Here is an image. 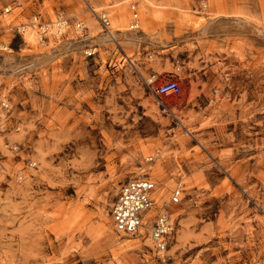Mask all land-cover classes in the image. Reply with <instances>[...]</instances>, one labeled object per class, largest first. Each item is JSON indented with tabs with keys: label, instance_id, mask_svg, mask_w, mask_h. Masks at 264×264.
<instances>
[{
	"label": "rangeland",
	"instance_id": "1",
	"mask_svg": "<svg viewBox=\"0 0 264 264\" xmlns=\"http://www.w3.org/2000/svg\"><path fill=\"white\" fill-rule=\"evenodd\" d=\"M4 5L0 264H264V0ZM167 79L179 93L157 96ZM135 179L171 210L162 257L114 229Z\"/></svg>",
	"mask_w": 264,
	"mask_h": 264
},
{
	"label": "built area",
	"instance_id": "2",
	"mask_svg": "<svg viewBox=\"0 0 264 264\" xmlns=\"http://www.w3.org/2000/svg\"><path fill=\"white\" fill-rule=\"evenodd\" d=\"M16 4L18 3L16 2ZM11 10L10 5H4L0 8V29L3 28L5 15L9 14ZM39 18L33 17L34 22L32 23L37 28L39 35H49L56 38L64 34L67 25L65 19L58 18L52 24H45L40 23ZM100 19L105 26H108L109 21L105 15H102ZM135 27H137L136 24L133 28ZM75 28L80 31L83 26L81 23H77ZM23 29L24 27L18 28L17 32L22 33ZM0 50L7 51L8 46L0 44ZM179 90V84L176 80L167 79L156 86L155 93L157 96H169L178 94ZM2 108H6L4 103H0V109ZM153 190L154 183L147 179H135L122 184L111 206L110 216L116 232L132 237L141 235V229L149 225V237L154 250L162 257L167 250L169 238L173 231V217L167 206L163 207L158 214L152 215L155 206L152 198ZM181 192V186L178 185L171 193V204L179 202Z\"/></svg>",
	"mask_w": 264,
	"mask_h": 264
},
{
	"label": "bare ground",
	"instance_id": "3",
	"mask_svg": "<svg viewBox=\"0 0 264 264\" xmlns=\"http://www.w3.org/2000/svg\"><path fill=\"white\" fill-rule=\"evenodd\" d=\"M151 4V3H150ZM103 14V13H102ZM34 34H32V32L30 31V30H27V33H25V38L27 39V40H31V39H33V36ZM33 36V37H32ZM2 127V126H1ZM151 168V167H150ZM149 168V170H151ZM143 169V168H142ZM146 170V169H145ZM144 171V170H143ZM145 172V171H144ZM150 172V171H149ZM148 173V172H147ZM160 196V195H159ZM159 196H156L157 198V200H159ZM152 198H153V191H152ZM154 199V198H153ZM154 202H155V200H154ZM155 205H156V202H155ZM160 210H162V209H160ZM152 212H153V210H152ZM146 230V232H148L149 233V231H150V227H149V225L148 226H145L144 227V229H141V231H140V233H141V235L144 233V231ZM148 230V231H147ZM119 234V233H118ZM148 240H150V237L148 236Z\"/></svg>",
	"mask_w": 264,
	"mask_h": 264
}]
</instances>
